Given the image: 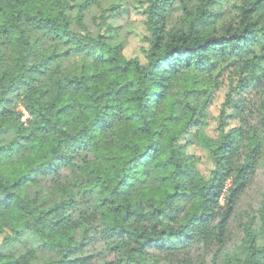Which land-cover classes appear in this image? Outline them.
<instances>
[{"label": "clouds", "instance_id": "1", "mask_svg": "<svg viewBox=\"0 0 264 264\" xmlns=\"http://www.w3.org/2000/svg\"><path fill=\"white\" fill-rule=\"evenodd\" d=\"M0 264H264V0H0Z\"/></svg>", "mask_w": 264, "mask_h": 264}]
</instances>
